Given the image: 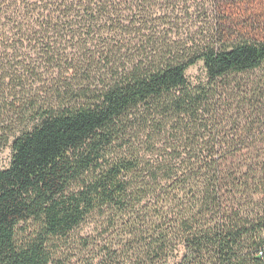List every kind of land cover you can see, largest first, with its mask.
Masks as SVG:
<instances>
[{
	"label": "trees",
	"instance_id": "obj_1",
	"mask_svg": "<svg viewBox=\"0 0 264 264\" xmlns=\"http://www.w3.org/2000/svg\"><path fill=\"white\" fill-rule=\"evenodd\" d=\"M217 1L0 0V264H51L95 214L126 238L98 264H264V125L228 117L264 106L238 79L264 40L173 36Z\"/></svg>",
	"mask_w": 264,
	"mask_h": 264
},
{
	"label": "rangeland",
	"instance_id": "obj_2",
	"mask_svg": "<svg viewBox=\"0 0 264 264\" xmlns=\"http://www.w3.org/2000/svg\"><path fill=\"white\" fill-rule=\"evenodd\" d=\"M201 9L191 10V14L181 15L178 19L179 27L173 36L185 41L187 39H205L208 30L212 27L227 26L236 30L235 37L245 36L249 39L264 40V0H219L217 6L209 5L204 10L206 14L200 13ZM228 40V38H227ZM224 40V42H229ZM190 41V42H191ZM187 75L193 82L205 79L204 62L199 61L189 68ZM242 81L264 82V69L246 76L238 77ZM237 107L228 108L229 116L237 119V123H246L256 119V125H264V106L257 105L253 115L248 102H243L241 111H235ZM233 125L235 122H227ZM12 158V142L0 143V169L7 168ZM113 224L108 222L107 217L95 214L90 216L81 226L75 229L69 236L56 241L57 252L51 264H98L101 257L107 251L122 249L126 242Z\"/></svg>",
	"mask_w": 264,
	"mask_h": 264
}]
</instances>
